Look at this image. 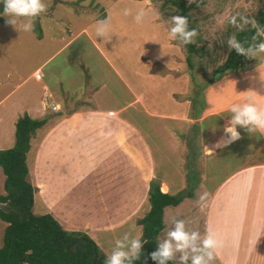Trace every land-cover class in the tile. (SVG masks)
Here are the masks:
<instances>
[{"label":"crops","instance_id":"0c3cea01","mask_svg":"<svg viewBox=\"0 0 264 264\" xmlns=\"http://www.w3.org/2000/svg\"><path fill=\"white\" fill-rule=\"evenodd\" d=\"M151 16L153 22L163 24L162 20ZM99 56L105 59L100 51ZM106 63L113 71L111 63L108 60ZM224 74L207 87L205 100L199 106V111L197 105L192 106L189 101L192 98L189 97V100H183V115L160 112L157 119H161V122L155 127H146L145 132L143 128L138 129L134 125L131 103L132 106H139V96L125 82L116 87L123 90L125 96L127 93L131 96L129 101L116 95L108 85L101 84L98 87L89 86L87 99L71 102L68 98L73 89L58 85L50 88L45 82L39 86L40 97L35 94L31 100L24 97L20 100L15 95L20 89V83L12 85L0 97V150L13 146L17 119L26 115L31 120H43L42 126L30 134L29 148L25 155L28 171L26 180L35 190L31 213L35 216L50 215L66 232L89 234L96 245L92 234L118 226L122 221L107 223L106 218L114 215L117 210L124 209L135 196L139 197L136 202L145 203L146 208L145 200L150 184H156L160 193L175 195L187 188V182L191 181L188 173L199 172L192 180L194 183L191 186L195 189L191 192V197H184L181 203L174 206L175 210H170L173 206L165 207L163 213L170 212L171 221L174 217L185 220L186 229L198 230L202 238L206 227L211 226L223 242L214 264H228L232 258H236L237 264H264V159H257V156L264 157V135H250L238 127L242 136L240 140L213 148L221 136L227 140L223 129L231 118L228 109L232 104L243 103L246 96L254 95L257 104L264 106V82L256 83L264 74V59L249 69ZM35 75H39V78H35ZM32 76L41 81L38 69L33 71ZM174 80L173 78L171 87L166 92L168 100L172 98L174 91L178 96L189 91L187 86V90L184 86L181 87L179 79L175 83ZM3 81L0 82L1 89L5 83L10 84V73H5ZM218 87H224L230 94L221 92L222 97L213 100V103L209 100V95ZM173 88L175 90L172 91ZM27 95L30 98L32 94ZM144 112L153 115L147 110ZM212 117L220 119V127L216 130L208 121ZM203 122L205 128L200 131L199 123ZM118 128L122 131L121 134H117ZM204 134L205 140H202ZM257 138L259 142L255 143ZM203 147L212 153L204 151ZM240 147H247L249 150L245 161L227 171L213 189H206L203 183L207 168L213 165V156L217 152L225 154L227 151L232 157L239 153L235 148ZM251 147L254 148L253 151ZM187 154L189 157L186 158ZM165 163L169 165V173H163L164 170H160L161 174L156 173L159 171L158 165L163 167ZM224 169L228 170L225 162ZM41 173L46 178L44 182ZM0 179L4 180L1 169ZM71 182H75L77 188L93 187L99 188V191L104 185L113 187L109 197L104 193L107 199H102L101 196L96 202L105 203L102 223H73L65 220L53 208L51 202H57V198L50 188L57 186L64 189ZM63 189L58 192L60 198H66L62 194L67 191ZM205 192L209 195L206 206L202 209L198 197ZM41 193L47 194L49 200L46 201ZM107 203L111 206L108 209ZM181 204L183 205L180 206ZM183 207L186 208L183 212H175ZM148 209L149 207L146 212ZM188 210L189 214H182ZM3 226L5 227V223Z\"/></svg>","mask_w":264,"mask_h":264},{"label":"rangeland","instance_id":"374dc122","mask_svg":"<svg viewBox=\"0 0 264 264\" xmlns=\"http://www.w3.org/2000/svg\"><path fill=\"white\" fill-rule=\"evenodd\" d=\"M183 2L184 6L192 4L186 11V16L189 19V27L198 32L195 42L192 43L194 50L190 53L178 40H170L168 37L171 17L181 15L172 4V0H44L47 10L35 18L34 30L31 32L23 31L22 20H19L14 28L5 23L7 17L0 15V82H4L5 73H10V84L5 83L2 86L4 90L0 88V97L12 85L20 83V89L15 95L19 96L20 100L23 97L31 100L35 94L41 96L39 86L45 82L50 88L58 85L65 89H73L68 98L71 102L87 99L89 86L98 87L101 84L108 85L116 95L129 101L131 96L128 93L125 96V92L116 87L122 86L121 84L125 82L132 92L139 96L141 107L136 104L132 106V103L131 107L134 125L138 126V129L143 128L144 132L146 127L150 125L155 127L161 122V119H157L160 112L183 115L184 99L192 98L189 101L192 106L197 105L199 111V106L205 100L207 87L225 75H216L214 71L222 66L230 51L227 45L228 38L238 31L228 22L229 19L240 14L254 17L264 26V0H191V2L183 0ZM0 5H3L2 0ZM125 9H130L131 14L124 15ZM140 9H143L146 15L141 23H137L135 15ZM2 13L3 11L0 12ZM151 15L155 16L154 19L162 20L163 24L153 22L150 19ZM102 16V19L111 18L110 40L96 36L97 22L102 20L100 19ZM62 48L65 49L61 52ZM99 51L105 59L99 56ZM263 59L264 55L259 59H250L245 69L251 68ZM106 60L111 63L113 71ZM186 60H189L188 63ZM36 69L41 75V81L35 80L32 76ZM173 78L174 83L179 79L181 87L184 86L186 90L188 87L190 92L185 91L183 95L178 96L174 91V95L168 100L166 92L171 87ZM259 78L256 83H263L264 74ZM221 92L230 94L224 87H218L209 95V100L214 103L213 100L222 97ZM27 94L32 95L28 98ZM144 110L153 115H147ZM209 120L213 129L220 127L219 118L212 117ZM202 128H205V122L199 123L198 129L201 131ZM121 133L118 128L117 134ZM205 136L204 134L202 140H205ZM222 140L226 141L221 136L213 148ZM258 142L257 138L255 143ZM196 146H199L198 142ZM203 148L204 151L207 150L206 147ZM235 149L239 153L232 157L227 151L225 154L217 152L213 156V165L207 168L203 183L206 189L209 191L213 189L227 171L242 164L248 157L247 147ZM257 157L264 159L263 156ZM224 162L228 170L224 169ZM168 166L166 163L163 167L158 165L159 171L156 173L161 174L163 170V173H169ZM195 174L198 176L199 172L188 173L191 181L187 182V188L181 192L186 198H190L191 192L195 189L191 186ZM41 179L45 181L44 173H41ZM74 183L64 186V189L57 186L50 188L57 198V202H51L53 208L57 209L65 220L73 223H102L101 215L105 203L96 202L101 196L102 199H107L113 187L104 185L99 191V188L93 187L77 188ZM2 185L3 179H0V195L4 192ZM61 189L67 191L62 194L66 198H60ZM41 194L46 201L49 200L47 194ZM138 198L135 196L124 209L117 210L114 215L106 218L107 223L122 221L118 226L109 231H96L94 235L92 234L99 250L109 255L115 248L116 240H122L126 233L130 237H139L140 227L135 221L145 214L149 204L148 195L145 200L146 208L145 203L136 202ZM182 200L184 199L181 198L179 203ZM110 207L107 203L106 209ZM185 209L178 208L175 212L180 213ZM170 210H175V207H170ZM187 213L189 214V210L182 214ZM3 228L0 221V246ZM170 228H172L170 212H164L162 229L155 237L156 246L166 237V232ZM87 236L91 238V235ZM177 255L178 259L170 261L171 263L179 264V254Z\"/></svg>","mask_w":264,"mask_h":264},{"label":"trees","instance_id":"16d2710c","mask_svg":"<svg viewBox=\"0 0 264 264\" xmlns=\"http://www.w3.org/2000/svg\"><path fill=\"white\" fill-rule=\"evenodd\" d=\"M172 4L184 16L192 7V4L184 6L183 0H172ZM2 11L4 4L0 5V12ZM253 34L254 30L249 27L243 31L238 30L235 35L241 41L251 42ZM184 46L188 53L193 52L192 44ZM188 61L186 60L187 63ZM249 61L235 50H230L224 63L215 69L214 74L220 76L226 72L244 70ZM42 124L43 120H31L23 115L14 125L13 146L0 150V169L4 176V193L0 195V221L5 223L0 264H104L106 257L87 235L64 231L48 214L35 216L31 213L35 190L26 180L28 171L25 155L29 148L30 134ZM181 198H184L181 193L163 194L156 184H150L147 198L149 209L136 221L141 228L139 237L146 243L143 245L141 258L133 264H156L149 254L157 248L155 237L162 229L163 209L176 206ZM168 264L172 263L169 261Z\"/></svg>","mask_w":264,"mask_h":264},{"label":"clouds","instance_id":"9594fccd","mask_svg":"<svg viewBox=\"0 0 264 264\" xmlns=\"http://www.w3.org/2000/svg\"><path fill=\"white\" fill-rule=\"evenodd\" d=\"M2 2L4 11L0 15L7 17L5 23L16 28L17 22L22 20V29L25 32L33 31L35 18L47 10L44 0H2ZM130 14V9L124 10V15ZM145 15V11L140 9L135 15V21L141 23ZM228 22L240 31L249 26L254 30L251 42L241 41L235 34L231 35L227 40L230 50H235L238 55L248 59H259L264 55V26L254 17L240 14L232 16ZM110 30V17L97 22V37L110 40L112 36ZM197 35L196 29H190L187 16L174 15L171 17V26L168 29L170 40H178L181 44L188 45L195 42ZM228 112L231 114V118L223 129L227 140L218 141L216 147L240 140L242 136L238 127L250 135L256 133L264 135V106L257 104L254 95L246 96L243 103L232 104ZM207 150L209 154L212 153L211 150ZM208 195L205 192L198 197V203L202 209L206 206ZM171 224L174 227L166 232V237L157 244L156 250L149 254L151 260L156 264H168L169 261H175L179 254V264H189V261L191 264H214L217 251L223 247V242L211 226L206 227L202 238L198 230H187L183 219L174 217ZM144 243L146 241L142 242L140 237H130L126 233L122 240H116L115 248L106 256L104 264H133L134 261L141 258ZM228 264H237L236 258L230 259Z\"/></svg>","mask_w":264,"mask_h":264},{"label":"built area","instance_id":"2783aa9c","mask_svg":"<svg viewBox=\"0 0 264 264\" xmlns=\"http://www.w3.org/2000/svg\"><path fill=\"white\" fill-rule=\"evenodd\" d=\"M34 77H35V78H39V75H35Z\"/></svg>","mask_w":264,"mask_h":264}]
</instances>
